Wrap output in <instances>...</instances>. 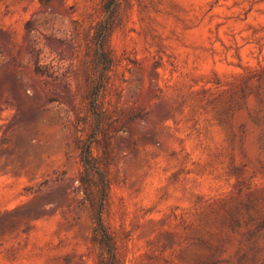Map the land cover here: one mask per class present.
<instances>
[{
    "label": "rangeland",
    "instance_id": "rangeland-1",
    "mask_svg": "<svg viewBox=\"0 0 264 264\" xmlns=\"http://www.w3.org/2000/svg\"><path fill=\"white\" fill-rule=\"evenodd\" d=\"M106 2L0 0V264L106 258L86 141L120 264H264V0H118L97 119Z\"/></svg>",
    "mask_w": 264,
    "mask_h": 264
},
{
    "label": "trees",
    "instance_id": "trees-1",
    "mask_svg": "<svg viewBox=\"0 0 264 264\" xmlns=\"http://www.w3.org/2000/svg\"><path fill=\"white\" fill-rule=\"evenodd\" d=\"M118 6V0H107L104 6V11L107 16L105 21L99 26L96 33L95 40V55L97 57L98 63L101 66L100 76L96 80V84L93 85L91 92V104L95 108V112L98 110L99 97L101 91L102 80L106 71L110 69L113 64V58L108 47V36L111 31L114 14ZM39 60H36L35 72L43 73L42 67L38 64ZM101 113L97 111V119L100 117ZM79 159L81 161L83 170L80 174V183L83 187L84 194L88 198L93 196V200H89V209L91 213V219L93 223V232L95 240L103 247L106 252V258L100 264H120L119 257L116 253L115 243L113 237L106 228L102 220V211L105 204V199L107 195V180L99 170L95 159L92 156L91 144L90 142H84L80 147ZM91 173H95L98 176L97 190L93 192L90 190L89 177Z\"/></svg>",
    "mask_w": 264,
    "mask_h": 264
}]
</instances>
